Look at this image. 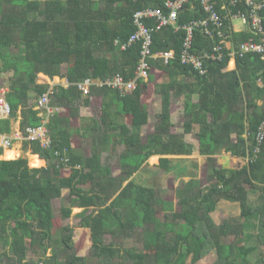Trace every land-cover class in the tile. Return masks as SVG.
<instances>
[{
    "label": "trees",
    "instance_id": "trees-1",
    "mask_svg": "<svg viewBox=\"0 0 264 264\" xmlns=\"http://www.w3.org/2000/svg\"><path fill=\"white\" fill-rule=\"evenodd\" d=\"M165 1L0 0V83L4 73H11L5 94L11 114L0 119V134L11 133L19 109L24 136L27 127L41 124L40 110L29 102L31 93L37 99L50 89L49 84L38 83L40 73L68 82L67 87L58 84L51 89L50 106L59 108L45 123L51 146L43 148L39 141L24 139V149L38 154L40 165L43 160L46 164L30 167L25 157L10 158V149L5 152L7 159L0 158V240L10 248L4 255L14 264H26L27 256L38 251L40 264H88L89 256L98 264H186L188 259L195 264L211 252L216 254L211 264H264V253L259 251L264 246V139L254 153L256 133L264 121V58L249 53L236 58L235 69H227L231 50L254 36L232 28L230 15L246 11L243 3L224 7L228 0H216L231 47H224L220 59H206L205 73L180 60L187 35L184 26L207 16L198 0H189L175 25L152 32V53L172 50L173 57L167 63L151 57L147 78H137L133 90L121 94L108 86L92 85L83 95L77 86L88 77L107 80L120 74L125 80L134 79L141 44L125 49L121 45L136 29V11L159 7L166 13ZM219 41L216 32L209 36L197 28L191 51L210 53ZM150 86L152 95L146 96ZM154 96L161 101L159 119L143 136ZM95 97L101 101L100 120H87L80 109ZM173 98H183L181 131L172 129ZM195 125L198 151L207 156L214 180L202 185L192 173L178 189L180 207L176 209L153 185L131 177L154 155L161 156L157 167L173 170L172 162L182 159L170 155L194 151L185 135ZM83 129L87 134L100 130V141L94 140L90 156L76 147V135L84 136ZM109 144L111 150L124 146L118 175L112 173L111 165L101 163L103 146ZM221 150L248 157V163L235 169L217 167L213 155ZM2 152L0 146V156ZM18 153L13 150L14 155ZM250 192L259 194L257 201H250ZM65 194L69 204L55 216L52 201ZM222 200L238 203L240 211L215 224L210 213ZM74 207L82 209L76 214L79 225L89 229L88 255L78 254L73 227L61 226ZM58 227L63 231L60 246L47 256L45 242ZM138 228H142L144 246L122 247L120 239L140 235ZM107 235L112 237L109 242Z\"/></svg>",
    "mask_w": 264,
    "mask_h": 264
},
{
    "label": "built area",
    "instance_id": "built-area-1",
    "mask_svg": "<svg viewBox=\"0 0 264 264\" xmlns=\"http://www.w3.org/2000/svg\"><path fill=\"white\" fill-rule=\"evenodd\" d=\"M189 0H166L165 13L159 7H146L137 10L133 15V23L136 27L135 31L129 36L127 42L121 45L122 49L127 46L140 42L141 51L140 58L136 67V77L134 79L125 80L120 74L113 76L107 80H100L94 78H85L77 83L78 88L82 91L83 95H87L92 85L108 86L112 89L118 90L121 94L129 92L136 87L137 78H147L150 69L149 59L151 57H161L165 63L173 57L174 52H161L153 54L151 51L152 45V32L154 29H160L166 25H175L178 13L184 3ZM207 16L203 19L192 20L189 24L185 25L187 35L183 43L180 53V60L183 64L191 65L194 69L198 70L201 74L205 73L204 61L206 59H220L222 51L226 46L227 35L222 31L224 25V18L219 14L216 9V0H198ZM238 3H243L246 11L238 10L236 13L230 15V19H240L241 22L248 28L254 36L246 41L239 43L235 49L230 52V57H243L249 53L260 54L264 58V0H228L225 5L236 6ZM153 20V25L147 23L148 20ZM201 29L204 34L213 36L214 32L220 37V41L213 51L210 53L196 54L191 51L193 31ZM51 88L36 99L35 108L40 110V115L43 117L39 126H29L26 128V135L24 139L30 141H39L43 148L51 146V139L48 136L45 123L50 115L59 111L58 107L50 106ZM5 87L0 86V118H6L11 114V106L6 99ZM256 145L254 153H258L261 143L264 139V121L258 128L256 133ZM0 146L3 148H10L12 146V139L8 136L0 137ZM58 156V152H55Z\"/></svg>",
    "mask_w": 264,
    "mask_h": 264
},
{
    "label": "rangeland",
    "instance_id": "rangeland-1",
    "mask_svg": "<svg viewBox=\"0 0 264 264\" xmlns=\"http://www.w3.org/2000/svg\"><path fill=\"white\" fill-rule=\"evenodd\" d=\"M42 1V0H41ZM234 24L242 27V22L241 20L235 19ZM66 66L63 65L62 71L65 72ZM11 73H4L2 75V80L0 85L5 87V90L7 92L8 90V83H9V77ZM38 77H41V74L38 75ZM53 79L59 80L58 77H54ZM42 79L40 78V81ZM152 86H150L147 89L146 96L152 95ZM31 97L35 98L34 93H31ZM30 97V98H31ZM154 102H151L149 104V124L144 126L142 128V135L144 136L148 131L150 132L153 129L154 123L158 121L159 117L158 114L161 110V101L159 96H154ZM36 101V100H35ZM35 101L31 100L30 104L35 105ZM182 106H183V98L180 100L173 98V103L171 105V117H172V122L174 124L173 130L174 131H181L183 128V120L184 117L182 115ZM84 114L90 119H94L99 121L100 120V115H101V101L99 97H95L94 101L91 102V104L88 106L86 110H84ZM86 121H84L85 123ZM87 123H91L90 121H87ZM85 125V124H84ZM196 128L198 129V125H196ZM83 129L84 132V137L82 138V145L80 146L81 148H78L79 151L81 152L82 155L84 156H90L91 154V148L93 145L94 140L98 144L100 141V130H95L92 131L91 134H87ZM104 149L101 151V163L102 164H108L111 165L112 167V173L114 175H118L120 173V161H119V154L123 150L124 146L123 145H118L116 147V150H111V145H105L103 146ZM12 149V148H11ZM4 148L3 152L0 156V158L4 159L6 158L5 156ZM10 155H14L12 150H9ZM31 155H37L31 152V150H25L21 154L20 152L18 155H14L15 158L18 157H25L28 160V164L30 167H40L41 162L37 158L36 163H33L31 161ZM173 156L176 155H170L171 158H175ZM181 156V155H177ZM183 156H188V155H183ZM159 155H154L148 159V164L145 165L143 168H141L138 172H136L131 178H133L135 181L141 184L145 185H153L159 192V196L163 199H168L174 202V206L176 209H179L178 205V189L183 186L184 181L187 178H180L182 175L181 173H184L182 170V167L184 164L182 162L176 161L175 160L172 162L173 164V170H164L163 168L157 167L156 164L159 163ZM178 158V157H176ZM203 157H201L202 159ZM7 159V158H6ZM179 160V159H178ZM176 163L178 166H176ZM185 163V162H184ZM186 164V163H185ZM188 164V163H187ZM186 164V165H187ZM43 165V164H42ZM189 168L191 171H194L197 175L200 174V178L202 185H207L211 181L214 180V176L210 170V167L206 164H202V166H199L198 160L195 161L194 163L188 164ZM180 169V171H178ZM262 193V192H261ZM264 194V192H263ZM259 194L256 193H249V199L250 201L254 202L256 199H258ZM257 201V200H256ZM69 204V198L67 194H65L61 198H55L52 201L53 205V212L55 216H59L60 213V208L63 205H68ZM82 209L78 207H74L72 211V216L66 220H63L61 223L62 225H69L73 227V239L74 242L77 243L78 245V254L80 255H88L90 253V246H91V240H90V233L88 228H83L79 225V220L80 218L76 216L78 212H80ZM240 211V207L238 203H232V202H227V201H220L217 204L216 209H214L210 215L215 224H219L224 218L231 216L232 214H238ZM161 215V214H160ZM140 230L142 228L137 229V233H141ZM63 234V231L61 230L60 227L56 228L52 232V238L45 243L48 244V249L46 252V255L51 254V249L53 247H58L60 246L59 239L61 238ZM142 234V233H141ZM135 235L134 237H127V238H121L120 243L122 247H137V248H142L144 246L143 240H144V235ZM112 240V237L107 235L106 236V241L109 242ZM259 251L264 253V246L259 249ZM5 252L10 253V248L6 246L3 243V240H0V264H14L13 261L7 258V256L4 255ZM259 252H257L256 255H254V259L259 256ZM42 256L40 252L36 255H31L29 254L26 258V264H40L38 263V259ZM216 259V254L215 252H211L202 260L195 264H211L214 260ZM88 264H98L97 259L94 257H88ZM127 264H130L129 262ZM186 264H192L190 263V260H187Z\"/></svg>",
    "mask_w": 264,
    "mask_h": 264
},
{
    "label": "crops",
    "instance_id": "crops-1",
    "mask_svg": "<svg viewBox=\"0 0 264 264\" xmlns=\"http://www.w3.org/2000/svg\"><path fill=\"white\" fill-rule=\"evenodd\" d=\"M234 20L235 19L231 20V22H232V28L235 31H244V30L249 31L248 28L243 23H242V27H239V26L235 25L234 24ZM226 47L227 48H230L231 47V43L228 40L226 41ZM235 68H236V58L230 57V61L228 63L227 69L232 70V69H235ZM40 74H41V77H38L37 78L38 83H46V84H49L51 89H52L53 86L58 85V84L59 85H62L64 87H67L68 86V82H67L66 78H64V77L61 78L59 76H55V78L58 77V79H59V80H56V79H53L54 77L53 78H50L47 75H44L42 73H40ZM40 78L42 79L41 81H40ZM259 84H261L260 81H259ZM31 100H34L35 101L36 98L31 97V99L29 100V102H31ZM91 102H93V101H91ZM35 104H36V101H35ZM87 108H88V106L87 107H81L80 113H81L82 116H85L84 110H86ZM182 115H183V113H182ZM21 119H22V117H21V110L19 109L17 118L16 119H12V125H11L12 130H11V133L10 134H0V137L1 136H8L9 138L12 139V146L10 148H4V151L6 149H10L12 151L14 150V151L20 152V154L23 151H25V149L23 147V144H24V135H23V131H22L21 125H20ZM197 130L198 129L196 128V125H195L193 132L192 133H188V134L185 135V141L187 143L192 144V146L194 148L193 153L190 154V155H188V156H183V155H181V156H177V155L176 156H173L175 158L178 157V158H181L182 159V163L184 164V166L182 167V170L185 172V174H182L180 176V178H187L184 181V183L187 182L190 179V175H192V173H194V171H191V169L188 167L189 166L188 164H190V163H194L195 164V161L198 160L199 166H202V164H206V165L209 166V164L207 162V156L206 155H201L199 153V151H198L199 142H198V140H197V138L195 136V133H196ZM80 134H82V133H80ZM83 137L84 136H82V135H78V134L76 135V141H75V143H76V147L77 148H81L80 146L82 145L81 143H82V138ZM38 157H39V155H38ZM201 157H203V158L201 159ZM213 157L215 158V165L217 167L224 168V169L241 168L242 166L246 165L248 163V160H249L248 157L232 155L230 152H227L225 150L219 151L218 153L214 154ZM10 158H15V157L13 155H10ZM32 159H35V158H32ZM43 161L46 164V161L45 160H43ZM184 162L186 164L187 163L188 164L186 165ZM176 166H178L177 163H176ZM179 171H180V169H179ZM183 175H185V176H183ZM196 177L197 178H200V174H198ZM222 201H226V200H222ZM227 202H230V201H227ZM232 203H236V202H232Z\"/></svg>",
    "mask_w": 264,
    "mask_h": 264
},
{
    "label": "bare ground",
    "instance_id": "bare-ground-1",
    "mask_svg": "<svg viewBox=\"0 0 264 264\" xmlns=\"http://www.w3.org/2000/svg\"><path fill=\"white\" fill-rule=\"evenodd\" d=\"M35 157H36V156H35ZM31 161H32L33 163H36V160H35V159H32Z\"/></svg>",
    "mask_w": 264,
    "mask_h": 264
},
{
    "label": "water",
    "instance_id": "water-1",
    "mask_svg": "<svg viewBox=\"0 0 264 264\" xmlns=\"http://www.w3.org/2000/svg\"><path fill=\"white\" fill-rule=\"evenodd\" d=\"M4 159H6V158H4ZM14 159H15V158H14ZM44 164H45V163H43V165H41V166H44ZM41 166H40V167H41Z\"/></svg>",
    "mask_w": 264,
    "mask_h": 264
}]
</instances>
